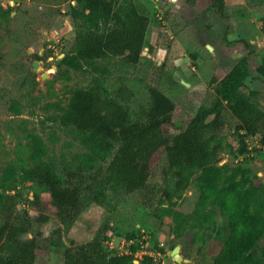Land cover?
<instances>
[{
	"label": "rangeland",
	"instance_id": "obj_1",
	"mask_svg": "<svg viewBox=\"0 0 264 264\" xmlns=\"http://www.w3.org/2000/svg\"><path fill=\"white\" fill-rule=\"evenodd\" d=\"M138 1L146 5L150 16L147 45L140 61L130 63L123 56L108 57L75 69L63 59L75 54L76 34L88 28L83 18L74 16L75 0H0V221L10 208L14 213L28 211L34 231L49 236L62 227L69 246L101 234L112 256L134 254L138 264L145 255L161 264H217L229 231L222 224L214 227L199 219L210 209V205H199L200 170H185L190 184L170 201H162L158 195L145 197L140 191L127 194L111 189L110 208L94 203L67 228L53 206L48 210V221L39 222V213L29 201L35 193L45 200H50L51 194L35 182L19 181V170L34 162L39 146L44 148L41 158L61 178L67 166L87 175L106 168L108 162L82 142L80 132L60 122L72 92L90 87L97 77L110 91L120 86L133 91L124 101L133 119H145L151 87L163 90L177 103L175 124L163 126L165 135L172 137L189 128L200 105L211 104L216 80L247 56L253 76L246 79L244 90L259 91L252 101L264 110V0H223L226 31L212 17V0ZM226 118L225 127L216 133L204 131L203 139H211L212 147H218L216 162L226 167L227 174L239 170L237 181L247 179V188L255 187L250 208L260 213L264 223V145L259 135L240 129L239 120L230 111ZM243 143L248 145V152L240 154ZM163 151L155 156L151 183L174 191V168L169 167L168 155ZM10 168L13 178L5 189L3 178ZM10 195L15 197L5 202ZM177 211L192 215L191 223L175 218ZM156 212L158 218L154 219ZM216 217L220 221L219 213ZM116 219L133 223L135 236H126V241L118 236L113 230ZM176 247L180 262L170 254ZM63 253V247L38 251L35 264H64ZM252 254L264 262V233Z\"/></svg>",
	"mask_w": 264,
	"mask_h": 264
},
{
	"label": "trees",
	"instance_id": "obj_2",
	"mask_svg": "<svg viewBox=\"0 0 264 264\" xmlns=\"http://www.w3.org/2000/svg\"><path fill=\"white\" fill-rule=\"evenodd\" d=\"M75 1L74 16L83 18L88 28L76 34L75 54L63 59L67 65L82 69L85 63L93 64L99 59L119 56L130 63L140 61L147 45L150 22L149 10L144 3L138 0ZM209 10L226 31L224 1L212 0ZM250 76L253 71L249 58L243 56L222 79L216 80L211 104L200 105L189 128L172 137L165 135L163 126L175 124L173 112L177 103L158 87L149 89L150 102L144 120L133 119L129 107L124 104L133 95L127 87L110 91L97 77L90 87L74 90L60 115V122L79 131L82 142L100 154L108 165L89 175L67 166L66 174L61 178L55 168L41 158L44 148L39 146L34 162L18 172L20 183L35 182L51 194L50 200L43 199L38 193L30 199L31 208L39 213L37 220L47 222L48 210L53 206L64 227H70L94 203L110 208L113 203L108 191L111 189L127 194L140 191L145 197L158 195L162 201H170L176 194L182 195L190 184L185 170L197 169L200 170L197 177L201 192L199 205H210L199 219L214 227L222 224L229 231L216 263L264 264L252 254L264 233L260 213L252 211L249 203L256 194L255 187L248 189L245 185L247 179L237 181L239 170L227 174L226 167L216 162L218 147H212L211 139L202 136L204 131L216 133L225 127L226 112L230 111L239 120L238 127L259 135L264 145V110L252 101L259 91L244 90L245 81ZM162 151L168 155L169 167L174 168V191L151 183L155 156ZM246 152L248 145L243 143L239 153ZM12 178L13 169L10 168L3 178L5 189ZM14 197H6L5 202ZM216 213L220 214V221ZM174 215L187 223L194 218L178 211ZM157 218L156 212L154 219ZM113 230L121 237L133 238L136 234V227L127 220L116 219ZM29 233L31 237L25 238ZM59 247L64 248V264H138L134 262V254L112 256L105 248L101 234L91 241L69 246L63 239L62 227L56 228L49 236L41 230L34 231L28 211L14 213L10 208L5 219L0 221V264H35L38 251H54ZM139 264L161 263L145 255Z\"/></svg>",
	"mask_w": 264,
	"mask_h": 264
},
{
	"label": "water",
	"instance_id": "obj_3",
	"mask_svg": "<svg viewBox=\"0 0 264 264\" xmlns=\"http://www.w3.org/2000/svg\"><path fill=\"white\" fill-rule=\"evenodd\" d=\"M145 53V51L142 53V55ZM160 62V61H159ZM171 255H173L174 259L178 262H180L182 260V257L181 255L179 254V248L176 247L174 248L171 252H170Z\"/></svg>",
	"mask_w": 264,
	"mask_h": 264
},
{
	"label": "built area",
	"instance_id": "obj_4",
	"mask_svg": "<svg viewBox=\"0 0 264 264\" xmlns=\"http://www.w3.org/2000/svg\"><path fill=\"white\" fill-rule=\"evenodd\" d=\"M122 239H123L124 241H126V238H125V237H123Z\"/></svg>",
	"mask_w": 264,
	"mask_h": 264
}]
</instances>
